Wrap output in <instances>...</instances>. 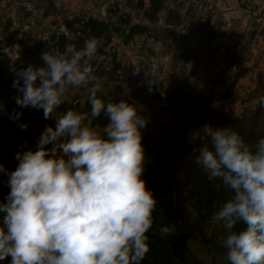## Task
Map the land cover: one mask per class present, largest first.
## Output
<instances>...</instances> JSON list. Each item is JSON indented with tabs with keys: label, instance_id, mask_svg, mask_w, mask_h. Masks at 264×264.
Segmentation results:
<instances>
[{
	"label": "clouds",
	"instance_id": "obj_1",
	"mask_svg": "<svg viewBox=\"0 0 264 264\" xmlns=\"http://www.w3.org/2000/svg\"><path fill=\"white\" fill-rule=\"evenodd\" d=\"M66 49L67 58L42 53L45 66L21 69L12 85L19 92L17 107L43 110L55 127L44 129L35 151L24 150L27 142L20 146L14 171L0 164L10 188L7 203H0V262L141 264L150 251L147 233L157 207L142 179L146 120L123 100L106 104L98 98L99 84L88 89L90 112H57L71 88L95 79L89 61L97 53L96 41H86L82 50L72 44ZM258 102L264 107V97ZM102 114L107 124L97 131L91 125ZM22 115L14 111L9 118L18 121ZM189 136L202 144L196 163L208 180L232 193L211 218L226 230L221 241L227 260L264 264V138L253 148L230 128L209 124ZM238 224L246 229L233 231ZM175 231V225L159 228L162 237Z\"/></svg>",
	"mask_w": 264,
	"mask_h": 264
},
{
	"label": "rangeland",
	"instance_id": "obj_2",
	"mask_svg": "<svg viewBox=\"0 0 264 264\" xmlns=\"http://www.w3.org/2000/svg\"><path fill=\"white\" fill-rule=\"evenodd\" d=\"M88 1L93 0H0V44L18 40L22 46L20 58L12 59L4 75L1 106L18 95L12 85L18 79L20 60L40 68L45 66L44 52L67 58L69 53L58 52L53 37L60 23L80 16ZM143 3L127 0L123 8L110 9L107 19L119 25L120 16L129 14L132 22L149 24L150 34H138L125 43L115 33L112 45L103 52L99 51L102 39L88 38L97 43V53L89 61L95 79L71 88L66 99L83 104L88 89L99 84L101 91L135 106L146 120L144 152L150 151L162 168L174 173L184 143L196 152L202 146L191 140L192 130L209 124L230 128L243 138L264 129V107L258 102L264 97V0H166L154 22L144 13L149 0ZM169 9L178 12L180 22L168 16ZM39 34L49 35L50 41H41ZM53 123L43 118V110L29 108L25 124L31 131L23 135L14 154L25 142L24 150L35 151L37 138ZM187 209L194 214L192 204ZM205 232L211 248L198 237L190 243L191 252L204 264H221V252L227 253L221 241L226 230L209 219Z\"/></svg>",
	"mask_w": 264,
	"mask_h": 264
},
{
	"label": "trees",
	"instance_id": "obj_3",
	"mask_svg": "<svg viewBox=\"0 0 264 264\" xmlns=\"http://www.w3.org/2000/svg\"><path fill=\"white\" fill-rule=\"evenodd\" d=\"M138 2L140 6L144 5L143 0H138ZM165 2L166 0H149V4L144 11L148 21L154 22L159 18ZM124 16H120L119 20L122 24L119 25L114 24L110 19L97 20L81 16L67 20L66 25L70 31L74 32L75 38L69 39L64 35H55L53 37L56 41L55 47L60 53H66V46L69 44L75 45L76 50H82L88 38H97L103 40L102 46L99 47V51L103 52L112 45L115 33L120 34L125 43H129L138 34H150L151 26L149 24L134 23L129 14ZM168 16L174 17L177 22L182 19L178 12L172 9H169ZM123 24L129 25V28H124ZM12 64V60L0 52V84L3 83L4 75L10 71ZM116 67L118 69L119 64H116ZM88 95L83 104L65 99L56 111L64 112L71 109L80 113L90 112ZM15 97L9 101L8 111L3 114L2 119L7 129L20 124L29 115V108L17 107ZM97 97L106 104L122 101L121 98L101 90L97 93ZM188 106L189 104H187ZM14 111L23 113L20 120L13 121L9 118ZM52 120L54 121L52 125L55 127V120ZM106 124L107 119L102 114L93 121L92 125L103 128ZM239 130L242 131V128ZM238 134L240 135V133ZM261 138H264V129L254 135L244 134L243 140L254 148V145ZM14 149L15 143L11 141L0 143V164L4 165L9 171H14L17 167L14 159ZM180 150L178 157L180 162L174 168L175 173L169 168H162V164L156 160L154 154L150 151L145 152V171L142 179L146 181L148 189L153 192L154 197L157 199V207L153 213V228L147 233L150 251L141 264H204L197 255L191 252L190 243L200 237L211 248L207 243L205 232L207 223L218 209L219 203L227 202L232 196V193L224 189L220 181L208 180L207 175L196 163L198 152H193L186 143L182 145ZM6 180L7 177L0 174V203H7L5 197L10 192V188L4 183ZM188 187H190L189 190H187ZM188 204L193 206L194 214L192 215L189 214L187 209ZM169 225H175V233L162 237L159 228ZM245 229L246 225L238 224L233 231ZM221 256L223 257L221 264H230L225 252H221ZM0 264H10V258L0 262ZM212 264H215V262H212Z\"/></svg>",
	"mask_w": 264,
	"mask_h": 264
},
{
	"label": "built area",
	"instance_id": "obj_4",
	"mask_svg": "<svg viewBox=\"0 0 264 264\" xmlns=\"http://www.w3.org/2000/svg\"><path fill=\"white\" fill-rule=\"evenodd\" d=\"M127 3V0H93L88 1L86 4L83 5L82 9L80 10V16L83 18H93L97 20H107L109 16V11L112 8H123ZM56 35H64L66 38L74 39L75 35L68 26L66 25V22L63 21L60 23L58 30L56 31ZM38 39H40L43 42H49L50 36L47 34H39ZM22 50L21 42L18 40H13L10 42H4L0 44V52L9 57L11 60H17L20 58V51ZM27 65H32L31 62L27 63ZM28 66L23 64L22 60L19 62V68L26 69ZM4 83V81H3ZM2 84H0L1 88ZM12 100V99H11ZM10 101V100H9ZM9 103V102H8ZM8 103L5 107H0V143H3L5 141H11L15 143V148L20 144V141L23 138V135H26L27 131H31L29 127L25 130H21V128L16 125L15 127L7 129L5 127L4 121H3V114L5 111H8ZM1 106V105H0ZM28 117V116H27ZM26 120V119H25ZM25 120H23L21 123L25 124ZM36 119H32V123L36 124ZM20 123V124H21Z\"/></svg>",
	"mask_w": 264,
	"mask_h": 264
},
{
	"label": "water",
	"instance_id": "obj_5",
	"mask_svg": "<svg viewBox=\"0 0 264 264\" xmlns=\"http://www.w3.org/2000/svg\"><path fill=\"white\" fill-rule=\"evenodd\" d=\"M17 1H21V0H17Z\"/></svg>",
	"mask_w": 264,
	"mask_h": 264
}]
</instances>
